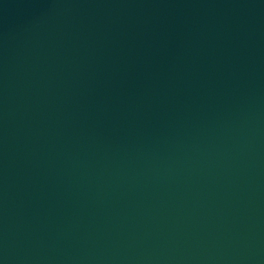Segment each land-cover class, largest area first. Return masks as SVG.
<instances>
[{
  "label": "water",
  "instance_id": "1",
  "mask_svg": "<svg viewBox=\"0 0 264 264\" xmlns=\"http://www.w3.org/2000/svg\"><path fill=\"white\" fill-rule=\"evenodd\" d=\"M0 264H264V0H0Z\"/></svg>",
  "mask_w": 264,
  "mask_h": 264
}]
</instances>
